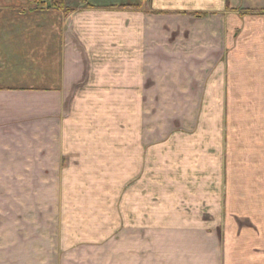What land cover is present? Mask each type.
Returning a JSON list of instances; mask_svg holds the SVG:
<instances>
[{"label": "crops", "instance_id": "crops-1", "mask_svg": "<svg viewBox=\"0 0 264 264\" xmlns=\"http://www.w3.org/2000/svg\"><path fill=\"white\" fill-rule=\"evenodd\" d=\"M66 8L0 0V264H79L75 251L60 259L76 236L61 234L59 214V180L92 153L76 101L153 96L157 82L184 75L167 62L172 54L197 61L195 81L210 86L196 98L212 100L213 116L219 103L224 120L240 119L234 142L229 122L222 135L212 125L211 160L229 172L217 178L264 179V0H67ZM137 191L131 210L116 211L114 249L84 251L83 264H264V220L231 198L211 196L205 214L207 193L196 192L200 208L188 213L171 193L161 202L147 191L146 205Z\"/></svg>", "mask_w": 264, "mask_h": 264}, {"label": "rangeland", "instance_id": "rangeland-1", "mask_svg": "<svg viewBox=\"0 0 264 264\" xmlns=\"http://www.w3.org/2000/svg\"><path fill=\"white\" fill-rule=\"evenodd\" d=\"M172 56L167 62L174 64L176 61L181 64L184 75L171 77L174 82L170 79L163 83L157 82V90L153 96L137 99L129 98V93H124L122 98L76 101L77 117L82 120L78 122L79 128L83 130V134H79L87 138L85 140H91L92 153L75 163V177L67 176L59 180L61 234L76 236L75 242L62 244L61 261L70 255L71 251L77 254L76 261L83 264L84 261L80 259L84 251L89 252L97 248L101 250L103 246L109 245L108 250H113L114 242H111L122 231L120 227L119 232L115 225L116 211L119 217L120 214H126V207L131 210L132 196H138L137 190L145 194L140 196L139 202L134 201L136 203L143 202L148 205L151 196L147 197L146 192H151L150 190L157 192L155 196H160L161 202L166 197H163L164 194L168 197L171 193L176 202L180 203L181 209H186L188 213H195L197 206L200 208L201 201L199 198L196 200V192L200 196L199 191L203 190L202 192L207 193L204 197L207 204L204 208L205 214L210 213L212 196L221 203H226L227 199L231 198L237 209L241 208L242 212L251 213L264 220V179H218L219 174L227 175L229 172L222 169L224 164L211 160L212 125L215 124V132L222 135V125L229 122L232 127V136L229 139L233 137L234 142L237 133L239 134L235 128L237 123H241L240 119L236 115L232 120H224L225 116L221 115L219 103V108L215 109L217 114L213 116L212 100L204 98L202 101L196 98L199 85L204 93L210 86L209 81L205 84H197L195 81L197 61L193 58L180 60L176 59L175 55ZM197 145L203 147L199 149ZM215 151L214 154L220 160L221 152ZM259 151L264 155V150ZM117 155L119 161L121 156L124 158L123 175L117 170ZM197 155L201 156L200 161ZM261 158L264 159L262 156ZM261 164L264 165L263 162ZM80 167L86 169L79 172ZM138 167L139 171L136 172ZM251 167V174H258L256 165ZM227 186L232 192L231 195L225 196ZM133 189L136 191L133 192ZM248 189L253 193L242 195V192ZM212 193L213 195H210ZM118 198L120 200H117ZM103 207L107 209L104 210ZM239 212L236 210V213ZM105 218H108V227L100 226ZM43 227L38 225V234ZM70 229L74 232L69 231ZM235 230L237 229L234 228ZM90 234L101 236L90 240ZM100 240L106 241L102 244Z\"/></svg>", "mask_w": 264, "mask_h": 264}, {"label": "trees", "instance_id": "trees-1", "mask_svg": "<svg viewBox=\"0 0 264 264\" xmlns=\"http://www.w3.org/2000/svg\"><path fill=\"white\" fill-rule=\"evenodd\" d=\"M32 2H35L39 6H45L46 3H49V6L51 8L60 9L63 10L66 14H69L72 12V9L66 8L67 0H31ZM83 1V0H80Z\"/></svg>", "mask_w": 264, "mask_h": 264}, {"label": "built area", "instance_id": "built-area-1", "mask_svg": "<svg viewBox=\"0 0 264 264\" xmlns=\"http://www.w3.org/2000/svg\"><path fill=\"white\" fill-rule=\"evenodd\" d=\"M46 1H48V0H46Z\"/></svg>", "mask_w": 264, "mask_h": 264}]
</instances>
